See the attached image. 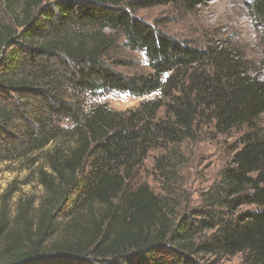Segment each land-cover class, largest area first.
Returning <instances> with one entry per match:
<instances>
[{"label": "trees", "instance_id": "trees-1", "mask_svg": "<svg viewBox=\"0 0 264 264\" xmlns=\"http://www.w3.org/2000/svg\"><path fill=\"white\" fill-rule=\"evenodd\" d=\"M202 3L0 0V174L16 164L24 185L46 193L13 204V181L0 197V264H215L237 255L264 264V81L231 48L200 49L134 15ZM248 5L264 29V0ZM126 49L144 54L148 73L119 70ZM119 93L160 98L128 114L88 104ZM201 126L248 132L198 207L179 210L176 149L154 167L166 197L131 188L151 151L193 142Z\"/></svg>", "mask_w": 264, "mask_h": 264}, {"label": "rangeland", "instance_id": "rangeland-1", "mask_svg": "<svg viewBox=\"0 0 264 264\" xmlns=\"http://www.w3.org/2000/svg\"><path fill=\"white\" fill-rule=\"evenodd\" d=\"M45 1L53 3L55 0ZM249 3L250 0H203L202 5L193 10L176 6H158L138 9L134 15L159 31L200 49L218 45L231 48L230 50L247 65L251 75H259L260 80L264 81V71H261L264 29L252 17ZM1 18L9 24L7 16ZM126 51L123 54L128 57L126 66L119 70L129 75L149 72V64L143 53H134L127 49ZM158 98H160L159 93L145 98H132L119 93L93 98L88 104L102 105L114 112L128 114L138 109L142 103ZM257 125L259 133L264 136V114ZM199 129L197 139L193 142H185L179 148L167 147L151 151L144 166L130 183L131 188L136 189L148 184L156 194L166 197L163 181L154 167L158 159L171 154L172 150L176 149L180 165L174 172L176 183L172 189L176 202L179 203V210L185 213L198 207L202 196L217 188L221 171L230 165L235 151L241 146V138L248 132L247 127H242L221 136L215 133L212 126H201ZM1 168L0 197L15 181L19 192L15 195L13 204L19 197L35 198L37 202L44 199L46 193L37 184L24 185L28 175L26 171L23 172L19 166L10 163ZM214 260V257H207L202 263L213 264ZM242 261V255H237L216 259L215 264H242Z\"/></svg>", "mask_w": 264, "mask_h": 264}]
</instances>
